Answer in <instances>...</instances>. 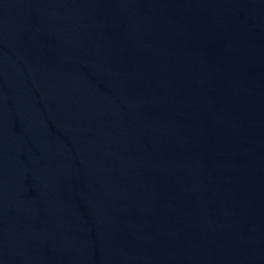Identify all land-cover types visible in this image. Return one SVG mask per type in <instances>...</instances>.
I'll list each match as a JSON object with an SVG mask.
<instances>
[{"label":"water","instance_id":"obj_1","mask_svg":"<svg viewBox=\"0 0 264 264\" xmlns=\"http://www.w3.org/2000/svg\"><path fill=\"white\" fill-rule=\"evenodd\" d=\"M0 264H264V0H0Z\"/></svg>","mask_w":264,"mask_h":264}]
</instances>
